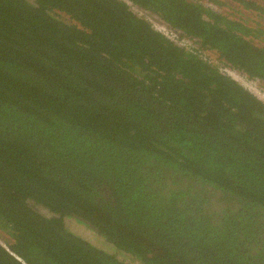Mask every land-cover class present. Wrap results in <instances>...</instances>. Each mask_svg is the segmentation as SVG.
<instances>
[{
	"label": "trees",
	"instance_id": "16d2710c",
	"mask_svg": "<svg viewBox=\"0 0 264 264\" xmlns=\"http://www.w3.org/2000/svg\"><path fill=\"white\" fill-rule=\"evenodd\" d=\"M209 2L0 0V264H264V7Z\"/></svg>",
	"mask_w": 264,
	"mask_h": 264
},
{
	"label": "rangeland",
	"instance_id": "374dc122",
	"mask_svg": "<svg viewBox=\"0 0 264 264\" xmlns=\"http://www.w3.org/2000/svg\"><path fill=\"white\" fill-rule=\"evenodd\" d=\"M191 1H196V2H200L202 5L206 6V7H209L211 8V10L217 12V13H220V14H230L231 12V9L230 8H220L219 6H214L212 5L209 0H191ZM254 1L256 4L260 5V6H263L264 7V0H252ZM211 4V5H210ZM232 5V4H230ZM132 10L133 11H137L135 7H132ZM149 17H154L152 15H149ZM158 19H157V18ZM154 17L155 20H159L160 18L158 16ZM59 19L65 21V22H68V23H71L69 22V20L63 16V15H59ZM160 21V20H159ZM263 24L264 22L261 21ZM204 58L208 59L212 64H216V56L215 54L213 53H210V54H207L206 56L203 55ZM232 74V78H234L236 81H238L243 87H245L247 90H249L252 94H254V96L263 101L264 102V83H261V82H251V81H247L245 79V77H240L239 74L235 73V72H231ZM3 234L0 233V243L1 245L5 246L3 243H5L3 240H5V237L3 238L2 237ZM122 259L124 261H126V263L128 264H137L135 261H133L131 258L127 257V256H123V255H120L119 256V259Z\"/></svg>",
	"mask_w": 264,
	"mask_h": 264
},
{
	"label": "built area",
	"instance_id": "2783aa9c",
	"mask_svg": "<svg viewBox=\"0 0 264 264\" xmlns=\"http://www.w3.org/2000/svg\"><path fill=\"white\" fill-rule=\"evenodd\" d=\"M129 5L133 7L131 4ZM136 10L137 11L136 12L134 11V12L137 13L138 16H143L153 31L162 35L164 38H166L168 41L173 43L175 46L182 48L183 50L187 52L194 53V54L201 50L199 45L196 43V40L187 38L186 36L182 34L181 31L171 28L162 19H159L160 21L155 20L154 17L156 16L149 17L145 15L141 10L137 8Z\"/></svg>",
	"mask_w": 264,
	"mask_h": 264
}]
</instances>
